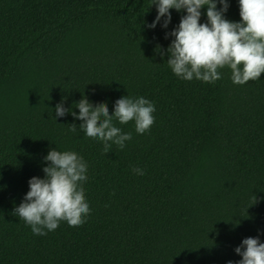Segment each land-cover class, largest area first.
I'll list each match as a JSON object with an SVG mask.
<instances>
[{
  "label": "trees",
  "instance_id": "16d2710c",
  "mask_svg": "<svg viewBox=\"0 0 264 264\" xmlns=\"http://www.w3.org/2000/svg\"><path fill=\"white\" fill-rule=\"evenodd\" d=\"M154 2L0 0V264H239L244 239L264 243V74L177 77L167 49L186 12L151 28ZM227 2L224 18L241 22L239 0ZM125 96L149 100L155 122L139 134L114 119L132 138L105 154L71 112L86 97L112 115ZM50 150L85 161L90 214L35 235L14 211Z\"/></svg>",
  "mask_w": 264,
  "mask_h": 264
},
{
  "label": "clouds",
  "instance_id": "9594fccd",
  "mask_svg": "<svg viewBox=\"0 0 264 264\" xmlns=\"http://www.w3.org/2000/svg\"><path fill=\"white\" fill-rule=\"evenodd\" d=\"M222 5L217 10L214 0H155L158 15L148 27L155 28L164 18L163 27L171 22V9L184 11L177 29L170 35L174 37L167 49L168 66L173 73L186 81L194 78L206 83L221 79L219 69L228 67L234 84L244 85L255 81L264 74V0H239L241 22H231L224 18L229 4L219 0ZM207 6V23L201 24V9ZM77 116L71 115L83 123L80 125L86 136L99 139L107 154L111 144L124 148L131 134L121 132L113 125L135 122L139 134L149 131L154 124L155 106L147 99L122 97L115 102L114 114H109L107 103L95 106L82 98L78 104ZM57 117L69 113V109L58 104ZM76 125H71L75 131ZM48 166L43 168L45 178L33 177L29 180V191L24 201L14 211L35 235H47L56 230L61 222L70 227H79L86 222L90 207L85 198L83 183L86 181L87 165L83 158L73 151L60 152L50 150L45 158ZM137 175L143 170L133 168ZM253 199L257 203V197ZM242 257L239 264H264V243L258 238H246L235 249ZM231 264V262H229Z\"/></svg>",
  "mask_w": 264,
  "mask_h": 264
}]
</instances>
